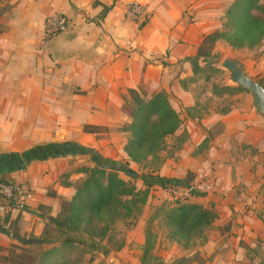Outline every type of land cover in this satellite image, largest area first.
<instances>
[{
    "label": "crops",
    "instance_id": "1",
    "mask_svg": "<svg viewBox=\"0 0 264 264\" xmlns=\"http://www.w3.org/2000/svg\"><path fill=\"white\" fill-rule=\"evenodd\" d=\"M234 2L0 0V179L34 192L25 212L0 217V264H11L12 245L43 241L61 201L74 197L73 179L62 183L65 157L130 161L122 129L131 122V91L145 101L166 94L183 122L175 136H189L162 175L194 174L213 191L211 236L186 258L264 264V117L249 95L234 97L233 86L207 88L202 72L210 57L198 58ZM131 3L144 6L145 22L127 18ZM56 16L71 28L45 44L46 24ZM54 145L63 156L35 158Z\"/></svg>",
    "mask_w": 264,
    "mask_h": 264
},
{
    "label": "trees",
    "instance_id": "2",
    "mask_svg": "<svg viewBox=\"0 0 264 264\" xmlns=\"http://www.w3.org/2000/svg\"><path fill=\"white\" fill-rule=\"evenodd\" d=\"M226 18L223 30L205 38L199 50V59L211 57L214 46L219 41L235 50L255 49L264 42V0H235ZM130 97L131 122L122 129L129 134L125 153L132 163L146 167L149 162L159 160L160 154L166 149L167 140L176 135L183 122L164 93L154 95L148 101L133 91L130 92ZM72 151L73 154L84 153L77 148ZM59 156L63 154L49 153L35 158L45 160ZM94 160L95 163L99 162ZM106 164H111L112 167H105ZM114 166L120 165L101 161L93 169L82 171L87 177L76 186L74 197L70 201H61L60 213L49 220L43 243L33 245H46L50 248L40 247L41 251L31 256L27 247L13 245L7 261L11 264H80V260L68 259L67 254L85 246L96 250V241L108 237L115 224L121 221L134 222L142 214L148 202L149 189L154 185L163 190L190 189L193 180L142 177L145 190H139L132 182L120 178L119 171ZM120 167L125 170L126 176L138 178L125 167ZM189 195L198 198L195 192ZM156 213L164 222L168 240L186 250L194 247L198 240L205 243L206 233L217 219L213 205L204 207L187 199L177 200L174 204H163ZM54 232L56 236H53ZM156 238L157 235L149 227L142 264L149 260ZM185 261L186 259H181V263L184 264Z\"/></svg>",
    "mask_w": 264,
    "mask_h": 264
},
{
    "label": "rangeland",
    "instance_id": "3",
    "mask_svg": "<svg viewBox=\"0 0 264 264\" xmlns=\"http://www.w3.org/2000/svg\"><path fill=\"white\" fill-rule=\"evenodd\" d=\"M254 14H257V12ZM226 15L223 20L222 30L224 29V24L227 22ZM216 44V47L214 46L215 49L212 52L213 56L208 59V62L211 65H215L220 70L211 67V65L206 69H203V79L206 80V82H208L210 85H206L207 88H210L213 85L220 87L227 84L234 87V97L238 96L239 94H246L251 97L247 91L234 84L231 80L230 74L226 70L222 69V62L228 58L239 60L244 65L247 76L260 83L264 87V42L255 49L243 48L237 50L232 49L225 42H221L220 46H217ZM207 47L208 46H206V48ZM205 95H207V93ZM207 97H209V95H207ZM220 103L221 102H217V104ZM214 134L217 133H211V137ZM128 136L129 134H126L127 141ZM188 140L189 136L187 133H181L178 136L169 138L166 143V149L160 154L159 160L149 162L146 167L138 166L137 164H134L130 161H121L111 158L110 160L112 161H109L111 163L123 166L131 173L137 175L138 178L131 179L124 173L118 172L120 178L127 182H132L139 190H145L142 177H158L159 179L175 180V178L171 179L163 176L161 171L167 160L177 159L176 154L181 151ZM206 143L207 142H204L199 148L205 147L207 145ZM94 155L97 156L95 153ZM90 156H70L65 157V160L61 161V163L65 164V168L67 169V172L62 175L63 185L69 184V180L73 179L74 183L70 185H72V189L75 191L76 186H79L87 177V175L82 171L91 170L95 167V164L93 163V157ZM102 159L104 161L107 160L106 158ZM195 177L197 178V175L195 176L194 174H189L185 180L189 181ZM178 180L185 181L180 179ZM204 182L205 181L200 179H197L196 181L194 179V181L192 180V183L190 184L189 188L192 190V192L196 193L198 198L190 197L189 189L180 188L163 190L160 186L154 185L149 189L148 202L144 206L142 214L134 222H118L112 227L108 237L103 240L96 241V250L90 249L89 246L81 247L79 250L67 254L68 259L72 261L80 260V264H110V259L112 257H117L123 262V264H142V259L145 254L147 230L150 227V229H152L157 235V238L155 239L154 249L152 250L150 257L148 258L149 260L146 264H183L181 263V259H186L184 264H191V259L192 262H199V254L187 259L186 256L189 255L188 251L190 249L186 250L181 245L168 240L164 222L160 220L161 217H158L159 215L156 213V211L157 209L161 208L163 204H174L177 200L184 199L204 207H209L211 203L209 202L208 196L210 193H213V191H208L206 186L202 187ZM243 208L247 209V206H244ZM210 230L211 228L207 232L209 236H211ZM52 234L53 236H56L55 232ZM15 243H17V241ZM203 245L204 244L202 240H198L194 247H201ZM16 246H18V244ZM40 247H44L45 249L50 248L46 245L28 246L30 255H37L42 249ZM261 259L264 263V253L261 256Z\"/></svg>",
    "mask_w": 264,
    "mask_h": 264
},
{
    "label": "built area",
    "instance_id": "4",
    "mask_svg": "<svg viewBox=\"0 0 264 264\" xmlns=\"http://www.w3.org/2000/svg\"><path fill=\"white\" fill-rule=\"evenodd\" d=\"M146 17L144 6L138 3L129 5L127 10L128 19L135 22H145ZM70 28L71 23L67 18L62 16L52 17L46 24L45 44ZM206 188L210 191L209 187L206 186ZM189 190V193H191L192 190ZM33 200L34 194L29 186L0 179V217L25 212L31 206Z\"/></svg>",
    "mask_w": 264,
    "mask_h": 264
},
{
    "label": "water",
    "instance_id": "5",
    "mask_svg": "<svg viewBox=\"0 0 264 264\" xmlns=\"http://www.w3.org/2000/svg\"><path fill=\"white\" fill-rule=\"evenodd\" d=\"M221 67L230 74L231 80L234 84H236L239 88L244 89L251 95L254 108L261 116L264 117V87L260 83L254 81L253 79L247 76L244 65L237 59L234 58L225 59L222 62ZM47 151L49 153L64 152V148L62 146L54 145L48 147ZM105 167H112V165L106 164ZM114 167L116 171L125 174V170L120 166H114ZM26 243L42 244L43 242L30 241ZM109 263L123 264V262L117 257H112Z\"/></svg>",
    "mask_w": 264,
    "mask_h": 264
}]
</instances>
